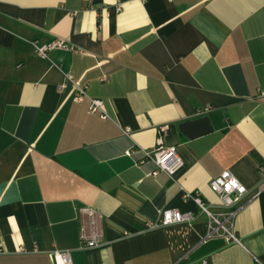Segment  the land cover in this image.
I'll list each match as a JSON object with an SVG mask.
<instances>
[{
	"label": "crops",
	"instance_id": "obj_1",
	"mask_svg": "<svg viewBox=\"0 0 264 264\" xmlns=\"http://www.w3.org/2000/svg\"><path fill=\"white\" fill-rule=\"evenodd\" d=\"M53 38L79 51L31 50ZM67 73L107 118L57 90ZM159 138L172 176L144 156ZM261 167L264 0H0V264L264 263ZM226 170L247 189L234 244L184 196L220 211L208 182ZM164 208L195 218L145 229ZM92 230L102 244L80 248Z\"/></svg>",
	"mask_w": 264,
	"mask_h": 264
},
{
	"label": "built area",
	"instance_id": "obj_2",
	"mask_svg": "<svg viewBox=\"0 0 264 264\" xmlns=\"http://www.w3.org/2000/svg\"><path fill=\"white\" fill-rule=\"evenodd\" d=\"M116 10H119V6H116ZM31 50L35 55L41 58H46L48 53L52 50H78L71 45L68 41L61 38H53L47 43H38L37 41H31ZM79 51V50H78ZM64 81L60 82L57 90L63 91L70 83L69 95L72 96V100L75 102H82L85 99L88 100V110L91 113H99L101 118H107V115L103 109V100L100 98H89L86 94V85L80 84L79 81H73L71 74L67 73ZM161 139L157 141V146L149 151L144 152V156L152 160L155 164V171H163L172 176L182 166L181 159L177 156L174 147L163 148L160 146ZM131 151H128L129 154ZM143 160L140 161L142 163ZM261 180L264 183V168H260ZM208 187L211 191L216 193L220 198V206L222 209L217 212H213L210 209V204L206 203L195 192L193 194H185V197H191L200 213L204 214L207 219V237L221 236L227 243H238V237L233 233V218L238 210L237 203L247 192L246 187L228 170L223 171L217 177L211 178L208 182ZM256 196V193L253 195ZM83 213L89 216L90 225L94 224L95 219H99L100 215L95 209L91 207L82 208ZM194 215L191 212H181L178 209H162L159 211V217L153 221L144 222L145 229H154L167 225H172L181 222H192ZM101 232L92 230L89 235L82 236L80 248H94L102 244ZM24 251L22 247L19 249ZM55 260L56 264H72L71 254L69 250H55L50 253ZM194 264H216L207 259H201ZM264 264V263H260Z\"/></svg>",
	"mask_w": 264,
	"mask_h": 264
}]
</instances>
